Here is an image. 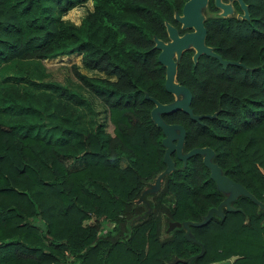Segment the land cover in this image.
I'll list each match as a JSON object with an SVG mask.
<instances>
[{
    "label": "trees",
    "instance_id": "obj_1",
    "mask_svg": "<svg viewBox=\"0 0 264 264\" xmlns=\"http://www.w3.org/2000/svg\"><path fill=\"white\" fill-rule=\"evenodd\" d=\"M183 1L0 0V264H207L230 255V264H264V208L242 194L228 202L239 209L188 224L194 240L181 225L163 230L200 221L226 195L199 153L184 162L170 153L173 168L140 199L164 167L147 96L173 99L153 37L167 39L164 23L177 26ZM250 17L204 21V42L240 64L203 53L193 62L191 48L176 62L192 112L213 116L160 117L183 126L182 151L209 146L221 172L264 201V6ZM78 57L114 78L72 63L70 84L21 64Z\"/></svg>",
    "mask_w": 264,
    "mask_h": 264
},
{
    "label": "water",
    "instance_id": "obj_2",
    "mask_svg": "<svg viewBox=\"0 0 264 264\" xmlns=\"http://www.w3.org/2000/svg\"><path fill=\"white\" fill-rule=\"evenodd\" d=\"M205 0H185L183 1L180 13L174 12V19L180 23L181 27H189L191 30L185 31L178 34L176 28L168 22L164 23L166 40L153 37V47L158 49L156 58L164 66V78H163V88L173 95V99L170 102H160L154 97H149L153 105L149 110V115L151 120L160 128L162 137L160 139L163 145L162 162L164 167L159 171L153 179V182L141 192L140 199H142V194L145 191H155L160 185L161 177L169 172L173 168V160L170 157V153H174L176 158L180 159L182 162L185 161L187 157L194 153H199L201 155L202 163L208 168V176L215 183V186L220 191L226 193V195L221 198L215 206H210L206 214L200 221L183 220L179 221H168L166 230L174 226L183 227V235L186 238L193 239L188 234V224L198 225L207 221L212 214L222 215V207L226 210H236L234 206H231L228 202L235 198L238 194H242L254 202L259 208H264V201H260L255 198L248 190L239 182L231 179L227 175L223 174L219 166L211 160L213 155V150L207 146H193L189 149L182 151L183 138H184V128L180 123L177 122H165L160 117V113L169 112L174 109H180L187 113L188 116L193 120H198L202 116H213L209 113H193L190 106L191 93L189 89L177 82L175 80V65L179 59L182 50L191 47L193 52L191 54V60L195 62L196 57L203 53L215 57L218 62L224 67L227 63L240 64L238 60L223 59L221 56L213 51L211 47L204 43L205 27L203 25V17L201 13V8L204 5ZM243 7V5H242ZM227 7H224V11ZM243 16H246V9L243 7ZM203 251V246L200 244V250L196 255L201 254ZM235 255H230L228 258L210 262L207 264H230V262L235 258ZM192 258L188 257L187 263Z\"/></svg>",
    "mask_w": 264,
    "mask_h": 264
},
{
    "label": "rangeland",
    "instance_id": "obj_3",
    "mask_svg": "<svg viewBox=\"0 0 264 264\" xmlns=\"http://www.w3.org/2000/svg\"><path fill=\"white\" fill-rule=\"evenodd\" d=\"M89 4L87 5L86 2H84L80 5H76L77 10H79V18L84 14V12L86 11L87 8H90ZM72 16L67 17V16H65V14H63L62 18L67 20V21H71L72 23L77 24L78 21L76 22ZM72 63L76 64L79 71H81L82 73H85L87 75H100V76L109 77L107 75H104L103 73L92 72V71H89L88 69L80 66L81 64L79 62V57L76 59L66 58V59H56V60H52V61H50L48 59H43L42 62L40 60L32 59V60L23 61V63H21V64H22V68L27 69L28 72H31L32 75H35L36 77L43 75L45 78L51 76V78L63 80L64 79L63 76H66L70 84H77V81L72 77L71 70L69 69V65ZM37 70H38V72H37ZM109 78L113 79L114 77L110 76ZM120 162L123 163L122 161H120ZM151 183H149L147 186H145V188H147ZM148 193H149V191L143 192V194H145L147 196H148ZM166 227H165V229H163L164 231L166 230Z\"/></svg>",
    "mask_w": 264,
    "mask_h": 264
},
{
    "label": "flooded vegetation",
    "instance_id": "obj_4",
    "mask_svg": "<svg viewBox=\"0 0 264 264\" xmlns=\"http://www.w3.org/2000/svg\"><path fill=\"white\" fill-rule=\"evenodd\" d=\"M242 5L246 9V14H247L246 16H243L244 11H243ZM261 6H264V0H205V3L201 8L202 10L201 13L203 17L202 18L203 25H204V21H206V19L208 18L213 19V20H218L221 18L224 20L228 19L237 24L243 23V22H250V19H251L250 9L252 7H261ZM224 7H227V9L223 13ZM174 27L176 28V31L178 34L191 30V28L189 27L182 28L179 22H177V26H174ZM205 34H206V28H205ZM205 34H204V38H205ZM209 46L211 47L213 51H215L212 45H209ZM188 48H191V47H188ZM192 52H193V49L191 51V54ZM191 54H190V58H191Z\"/></svg>",
    "mask_w": 264,
    "mask_h": 264
},
{
    "label": "crops",
    "instance_id": "obj_5",
    "mask_svg": "<svg viewBox=\"0 0 264 264\" xmlns=\"http://www.w3.org/2000/svg\"><path fill=\"white\" fill-rule=\"evenodd\" d=\"M82 66V65H81ZM83 67V66H82Z\"/></svg>",
    "mask_w": 264,
    "mask_h": 264
}]
</instances>
